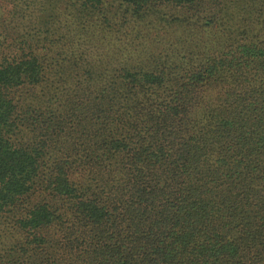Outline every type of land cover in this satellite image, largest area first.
I'll use <instances>...</instances> for the list:
<instances>
[{
  "label": "trees",
  "instance_id": "1",
  "mask_svg": "<svg viewBox=\"0 0 264 264\" xmlns=\"http://www.w3.org/2000/svg\"><path fill=\"white\" fill-rule=\"evenodd\" d=\"M0 264H264V0H0Z\"/></svg>",
  "mask_w": 264,
  "mask_h": 264
}]
</instances>
